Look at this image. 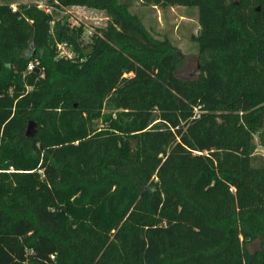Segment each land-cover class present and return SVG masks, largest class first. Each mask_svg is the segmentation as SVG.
<instances>
[{"label":"trees","instance_id":"16d2710c","mask_svg":"<svg viewBox=\"0 0 264 264\" xmlns=\"http://www.w3.org/2000/svg\"><path fill=\"white\" fill-rule=\"evenodd\" d=\"M138 3L197 9L198 77L177 75L179 48ZM46 6L108 22L84 43L83 26L52 32L39 4L0 0V264H264V0ZM206 169L216 216L183 176ZM184 206L213 238L184 241Z\"/></svg>","mask_w":264,"mask_h":264},{"label":"rangeland","instance_id":"374dc122","mask_svg":"<svg viewBox=\"0 0 264 264\" xmlns=\"http://www.w3.org/2000/svg\"><path fill=\"white\" fill-rule=\"evenodd\" d=\"M20 4H39L46 7V0H20ZM133 13L141 16L146 26L159 38H169L180 50V62L178 66L177 75L185 80H190L198 77L201 72V63L198 58V47L193 40V37L200 34L201 27L198 22V11L196 8H182L173 7L169 9H160L157 7L145 6L141 3L136 4L132 8ZM53 17L56 22L59 19L67 21L70 26H83L84 43L90 41L91 31L94 34L98 33V29L104 28L107 25L108 18L105 13L92 11L85 7L77 8H64L53 12ZM103 126L99 124V127ZM258 153L264 156V148H259ZM210 169L203 170L202 172H183L185 182L193 184L196 191L203 198L204 203L214 216L220 212L219 204V191L221 182L215 177ZM194 180V182H193ZM188 215L190 219L188 218ZM183 223L189 225L194 221L197 224V213H191L187 207H183ZM189 220V224H188ZM196 227L194 230H183L184 241H194L198 239L213 238V234L206 233L205 229ZM202 233V234H201ZM257 246H253L256 248Z\"/></svg>","mask_w":264,"mask_h":264},{"label":"built area","instance_id":"2783aa9c","mask_svg":"<svg viewBox=\"0 0 264 264\" xmlns=\"http://www.w3.org/2000/svg\"><path fill=\"white\" fill-rule=\"evenodd\" d=\"M11 8L15 12L17 10V5H12ZM39 8L43 9L47 14H50L53 16V12H54L53 8L48 7V6L44 7L41 5H39ZM71 8H77V9L80 8L81 9V6H74ZM55 23H56V20L53 17V20L51 22L52 32L54 31ZM71 27L74 28L77 26L71 25ZM89 34H90V39H91L92 36L94 35V33H92L90 31ZM55 49H56L57 59L65 60V61L84 62V59L80 56L79 52L76 51L74 49L73 45H71L69 42H60L57 39H55ZM35 70H36V68H35L34 64H30L28 67V71L31 72V71H35Z\"/></svg>","mask_w":264,"mask_h":264},{"label":"water","instance_id":"95a60500","mask_svg":"<svg viewBox=\"0 0 264 264\" xmlns=\"http://www.w3.org/2000/svg\"><path fill=\"white\" fill-rule=\"evenodd\" d=\"M36 72H39V70L36 69ZM35 129H36V127L34 126V124L30 123V125L28 126V130H27V136L33 137L35 135Z\"/></svg>","mask_w":264,"mask_h":264},{"label":"flooded vegetation","instance_id":"af4514ba","mask_svg":"<svg viewBox=\"0 0 264 264\" xmlns=\"http://www.w3.org/2000/svg\"><path fill=\"white\" fill-rule=\"evenodd\" d=\"M259 10V9H258Z\"/></svg>","mask_w":264,"mask_h":264}]
</instances>
